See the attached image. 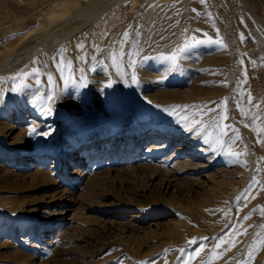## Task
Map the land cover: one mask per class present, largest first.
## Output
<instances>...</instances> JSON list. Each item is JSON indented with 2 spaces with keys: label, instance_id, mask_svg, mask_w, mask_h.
I'll use <instances>...</instances> for the list:
<instances>
[{
  "label": "rangeland",
  "instance_id": "obj_1",
  "mask_svg": "<svg viewBox=\"0 0 264 264\" xmlns=\"http://www.w3.org/2000/svg\"><path fill=\"white\" fill-rule=\"evenodd\" d=\"M31 1L0 0V264H264V154L251 127L264 119V87L252 85L264 70V27L252 16L264 22L260 1L245 0L235 14L230 0H71L75 28L60 35L49 32L47 13L64 0ZM112 14L103 30L106 44L123 50L118 63L98 45V20ZM194 34L226 62L190 59L184 70L177 62ZM132 50L157 62L175 53L176 76L144 82L153 67L127 69ZM244 93L256 99L254 113ZM171 128L182 139L168 133L166 150H149L158 130ZM192 134L193 146L207 137L212 161L183 171L176 162L191 153Z\"/></svg>",
  "mask_w": 264,
  "mask_h": 264
},
{
  "label": "bare ground",
  "instance_id": "obj_2",
  "mask_svg": "<svg viewBox=\"0 0 264 264\" xmlns=\"http://www.w3.org/2000/svg\"><path fill=\"white\" fill-rule=\"evenodd\" d=\"M92 1V0H91ZM95 1V0H94ZM93 1V2H94ZM101 1V3L102 4H104L107 0H100ZM111 1H113V0H111ZM118 1V0H117ZM125 1V0H124ZM155 1V0H154ZM165 1V0H164ZM20 2V1H19ZM30 2H32L31 0H30ZM99 2V1H98ZM121 2H123V0H121ZM112 3V2H111ZM108 4V3H107ZM105 5V6H108V5ZM113 4V3H112ZM116 4V3H115ZM119 4V3H118ZM122 4V3H121ZM37 5V4H36ZM72 5V1L71 0H64L62 3H60V4H58V5H55V6H53V7H51L50 8V10L48 11V13L47 14H49V16H51L50 18V20H51V22H49V25L50 24H52L53 26H51V28H50V30H49V32H51V31H53L54 33H57V34H63V33H66V32H69L70 30H71V33L73 32V29L75 28L74 27V23H73V19L76 17V15L78 16V14L77 13H74V12H69V13H67V11H69L67 8L69 7V6H71ZM88 5H91L90 3L89 4H87V7H88ZM95 5V4H94ZM123 5V4H122ZM7 6V5H6ZM33 6V5H32ZM101 6V5H100ZM248 6V5H247ZM113 7H115V6H113ZM216 7V6H215ZM84 8H86V7H84ZM92 8V7H91ZM89 9V11L90 12H92L91 14L93 15V16H95L98 12H100V7L99 6H94V8L93 9ZM107 8V7H106ZM118 8V6L115 8V9H117ZM121 8V7H120ZM110 9H112V7L110 8ZM119 9V8H118ZM117 9V10H118ZM82 10H83V8H82ZM85 10V9H84ZM109 10V9H108ZM152 10H153V7H152ZM152 10L151 9H149V11H148V15L150 16L151 15V13H152ZM104 11V10H103ZM106 11V10H105ZM115 11V10H114ZM85 12V11H84ZM83 12V13H84ZM217 12V11H216ZM80 13V12H79ZM83 13L81 14V15H83ZM114 13V12H113ZM119 13V12H118ZM90 13L89 14H87V15H90V16H92ZM100 14H101V12H100ZM80 15V16H81ZM86 15V16H87ZM113 15V14H112ZM111 15V16H112ZM84 16V15H83ZM85 16V17H86ZM89 16V17H90ZM222 16V15H221ZM253 17H254V19L258 22V23H260L263 27H264V22L260 19V17L256 14V13H254L253 15H252ZM84 17V18H85ZM88 17V16H87ZM86 17V18H87ZM96 17V16H95ZM94 17V18H95ZM219 17V16H218ZM79 18H81V17H78V18H76V20H78ZM85 18V19H86ZM90 18H92V17H90ZM110 18V17H109ZM115 18V14L109 19V21H107V22H104V20L103 19H99L98 20V24H97V26H98V29H99V33H97L98 34V45H104L105 46V50H103L102 52H101V55L102 56H109L110 57V60H111V62L113 61V63H118L119 62V58L121 57V55H122V53H123V50L122 49H119V47H118V49L116 50L115 48H114V46L112 45L111 46V44H106V41H105V36H104V28H105V25H106V27L109 29V26H110V22H112V24L114 23L113 22V19ZM134 18V17H133ZM89 19V18H88ZM97 19V18H96ZM96 19H93V21L94 20H96ZM112 20V21H111ZM149 20H150V18H149ZM219 20V19H218ZM75 21V20H74ZM90 21L91 20H89L88 22L90 23ZM150 21H152V20H150ZM223 22H224V20H222ZM219 22H221V21H219ZM86 23V22H85ZM215 23L216 24H218L216 21H215ZM45 24L46 23H44L43 24V26H45ZM48 24V23H47ZM87 24V23H86ZM91 24V23H90ZM89 24V25H90ZM48 25V27H50ZM80 25V24H79ZM224 25V24H223ZM2 26V25H1ZM80 26H82V25H80ZM80 26H76V27H80ZM84 26V25H83ZM85 26H87V25H85ZM74 27V28H73ZM88 27V26H87ZM224 27V26H223ZM226 27V26H225ZM78 28H76V30H79ZM48 29V28H47ZM80 29H81V27H80ZM85 29V28H84ZM97 29V28H96ZM97 29V30H98ZM225 30V29H224ZM7 31V30H6ZM9 31V30H8ZM108 31V30H107ZM225 32H226V30H225ZM76 33H77V31H76ZM81 33V32H80ZM70 34V33H69ZM48 35V34H47ZM82 35V34H81ZM84 35V34H83ZM185 35V34H184ZM21 36H23V35H21ZM46 36V35H45ZM51 36V35H50ZM55 36V35H54ZM62 36V35H61ZM152 36H154V34L152 35ZM199 35H189L188 37H187V39H185V40H187V42H188V45H187V50L186 51H183V52H181L180 53V56H179V58H180V61L179 62H177L180 66H184V68L185 67H188V63H190V59H194L195 61L197 60L198 61V63L199 64H202V65H206V64H208L209 62L210 63H215V64H222V61H223V63H225L226 61H224L226 58V54L223 52V50H221V49H218V48H216V47H213L212 48V50H211V52L213 53L212 55H210V54H208L203 48H201V44L203 43V42H207V40H205V39H201L200 37H198ZM168 37V36H167ZM143 38V37H142ZM151 38V37H150ZM39 39V38H38ZM140 39V38H139ZM166 38H164V40H165ZM169 39H170V37H169ZM177 39V38H176ZM21 40V39H20ZM143 39H140V41H142ZM181 40V39H180ZM10 42H12V41H10ZM137 42H138V40H137ZM155 41H153V43L151 44L152 46H150V47H147V48H145V49H142V48H140V49H142L143 51H147V50H149L150 48L151 49H153V46L154 45H156V43H154ZM167 42H170L169 40L167 41ZM19 43V42H18ZM17 43V44H18ZM16 44V45H17ZM51 44V43H50ZM120 44V43H119ZM135 44V43H134ZM141 44V43H140ZM171 44V43H170ZM121 45V44H120ZM119 45V46H120ZM236 45V40H233L232 41V46L231 47H233V46H235ZM48 46V45H47ZM108 46L110 47V48H108ZM125 46V45H124ZM134 46V45H133ZM137 46V45H136ZM168 46V45H167ZM229 46V45H228ZM35 47V46H34ZM34 47H33V49H34ZM53 47V46H52ZM97 47V46H96ZM123 47V46H122ZM138 47V46H137ZM166 47V46H165ZM183 47V46H182ZM210 47H212V46H210ZM32 48V47H31ZM49 48V47H48ZM47 48V49H48ZM120 48H121V46H120ZM124 48V47H123ZM27 49V48H26ZM52 49V48H51ZM74 49V48H73ZM136 49V48H135ZM30 50H32V49H30ZM94 50V49H93ZM142 50L140 51H138L136 54H135V51H133V53H132V55H131V57L129 58H127V69H134L133 71H135V70H138V69H142V67L143 66H150V67H153V69L152 70H154V72H152V70L149 68V70L151 71V72H148L146 75H147V78L144 80V82L146 81V82H155V80H156V78L158 77V78H160L161 80H166V79H168L169 77H174V76H176L175 74V72H173L172 70L173 69H171V66L173 65V62L172 61H170V60H165V61H163V62H157V61H153V59L152 58H148V57H145V55H143V54H141L142 53ZM161 50V49H160ZM168 50V49H167ZM174 50V49H173ZM6 52V51H5ZM29 52V51H28ZM148 52V51H147ZM50 53V52H49ZM167 53V52H166ZM168 54V53H167ZM20 55V54H19ZM28 55V54H27ZM81 55V54H80ZM97 55V54H96ZM99 55V54H98ZM84 56H85V54H84ZM120 56V57H119ZM122 56H124V55H122ZM211 56V57H210ZM212 56H215V57H212ZM83 57V56H82ZM25 58V57H24ZM23 58V59H24ZM84 58V57H83ZM80 59V58H79ZM87 59H89V58H87ZM211 59H212V61H211ZM228 59V58H227ZM226 59V60H227ZM50 60V59H49ZM105 60V59H104ZM81 61V60H80ZM107 61V60H106ZM122 61V60H121ZM86 63V62H85ZM125 63V62H124ZM191 63H193V62H191ZM106 64H107V62H106ZM214 64V65H215ZM87 65V64H86ZM85 65V66H86ZM209 65V64H208ZM174 66V65H173ZM212 66V65H211ZM219 66V65H218ZM176 66H174V68H175ZM181 68V67H180ZM184 68H182V69H184ZM189 68V67H188ZM191 68H193V67H191ZM84 69V68H83ZM190 69V68H189ZM184 70H187V68H185ZM192 70V69H191ZM132 71V70H131ZM139 71V70H138ZM142 71H143V69H142ZM232 71V70H231ZM229 72V73H231V75H232V72ZM140 72V71H139ZM183 72V71H182ZM135 73V72H134ZM187 73V72H186ZM141 74V73H140ZM100 75V74H99ZM222 75V74H221ZM230 75V74H229ZM238 75V74H237ZM189 76V75H188ZM192 76V75H191ZM219 76V75H218ZM182 77V76H181ZM190 77V76H189ZM215 77V76H214ZM229 77V76H228ZM235 77V76H234ZM57 78V77H56ZM100 78V77H99ZM192 79H195V80H198V79H200V77H198V76H195V77H191ZM202 78V77H201ZM204 78V77H203ZM211 78V77H210ZM210 78H209V80H210ZM217 78V77H216ZM231 78H233V77H231ZM178 79V78H177ZM213 79V78H212ZM219 79V78H218ZM230 79V78H229ZM171 80V79H170ZM173 80V79H172ZM231 80V79H230ZM233 80V79H232ZM94 81H95V79H94ZM101 81V80H100ZM218 81V80H217ZM98 82V81H97ZM239 82V81H238ZM45 83V82H44ZM60 83H61V81H60ZM94 83V82H93ZM138 83H139V81H138ZM141 83V82H140ZM121 85V84H120ZM151 85V84H150ZM240 85V84H239ZM241 85H243V83H241ZM70 86V85H69ZM88 86V85H87ZM105 86V85H104ZM47 87V86H46ZM222 87V86H221ZM241 87H243V86H241ZM240 87V88H241ZM201 88V87H200ZM203 88V87H202ZM47 89V88H46ZM221 89V88H220ZM164 90V89H163ZM198 90V89H197ZM203 90V89H202ZM209 90V89H208ZM222 90V89H221ZM221 90H219V89H217V90H211V92L212 93H214V94H217V95H219V94H221ZM243 90V89H242ZM68 91V90H67ZM192 91V90H191ZM190 91V92H191ZM224 91H226V90H224L223 89V92L222 93H224ZM48 92V91H47ZM138 92V91H137ZM169 92V91H168ZM170 92H173V91H170ZM176 92V91H175ZM178 92V91H177ZM189 92V91H188ZM196 92V91H195ZM244 92V91H243ZM203 93V92H202ZM205 93V92H204ZM209 94H210V92H208ZM211 93V94H212ZM168 94V93H167ZM189 94V93H188ZM187 94V95H188ZM72 95V94H71ZM140 95V94H139ZM177 95V94H176ZM70 96V95H69ZM76 96V98H75V100L73 101H71V104H78V102L77 101H79V96H77V95H75ZM102 96V95H101ZM194 96H196V95H194ZM198 96V95H197ZM211 96V95H210ZM241 96V95H240ZM60 97V96H59ZM74 97V96H73ZM86 97V96H85ZM84 96L83 97H81L82 99L83 98H85ZM167 97H169V96H167ZM171 97V96H170ZM257 97V96H256ZM178 98V97H177ZM67 99V98H66ZM242 99L244 100V103H245V105L244 106H248L249 108H250V110H251V113H252V111H253V113L255 112L254 110H255V108H256V104H257V101H256V99L255 98H251V97H249L247 94H243V97H242ZM85 100V99H84ZM2 102V101H1ZM2 104H5V103H2ZM81 104V103H80ZM5 106L4 105H0V109L1 108H4ZM8 109V108H7ZM112 113V112H111ZM258 114V113H257ZM256 114V115H257ZM150 117V116H149ZM255 117V116H254ZM264 117V116H263ZM257 119V118H256ZM2 121V120H1ZM176 121H178V120H176ZM112 122V121H111ZM5 123H7V122H5ZM1 124V123H0ZM252 125H251V127L253 128V130H256L257 131V133H256V135H258V139L257 140H259V148H260V150H259V152L261 151L263 154H264V119L261 117L259 120H257V121H255L254 122V119H253V122L251 123ZM109 125H110V123H109ZM118 125V124H117ZM7 126V125H6ZM5 126V127H6ZM119 126V125H118ZM181 126V125H180ZM1 127V126H0ZM9 127H11V126H9ZM8 127V128H9ZM112 127H114V126H112ZM183 127V126H182ZM181 127V128H182ZM13 128V127H12ZM140 128V127H139ZM181 128H180V130H181ZM142 129V128H141ZM153 126L152 125H150V128L148 129V130H146V131H141L140 133V135L139 136H137V138H135V139H133L134 141V147L136 148V149H138V146H139V142L140 141H143V140H145L146 138H148L149 136H150V134L151 133H153ZM179 130V128H173V130H172V128L171 129H168V130H164V129H159L158 130V133H157V135H159V137H161L160 138V142H158V144H151L150 145V147H149V150L150 149H153L152 151H157V150H161V149H163V150H166L167 148H168V146H169V144L171 143V141H169L168 139H167V134L169 133L170 134V138L172 139V138H177V140H181L182 139V137H181V132H184V131H180ZM184 130V129H183ZM5 131V130H4ZM245 131V130H244ZM139 134V133H138ZM5 135V134H4ZM103 136V135H102ZM186 136H188V135H186ZM190 137V139H188L187 138V141H186V144H191V143H193L195 140L193 139V138H195V134H192V135H189ZM19 137V136H18ZM159 137H158V139L157 140H159ZM115 137L113 138V141H112V143H110V144H112V145H114V150H116V146H117V144L115 145L114 144V142H115ZM135 140H136V142H135ZM174 140V139H173ZM204 140V139H203ZM131 143V142H130ZM132 144V143H131ZM175 144V143H174ZM194 145V143L193 144H191V146H189L188 147V149H189V151L191 152L190 154H188V155H185V156H183L182 158L181 157H179L178 158V160H177V162H176V165L179 167V168H183V171L186 169V168H192L193 170L194 169H196V168H205V167H207V163H206V160H209V161H212V158H211V156L208 154V152H207V148H206V144H205V140H204V144H202V146L199 144L198 146H193ZM176 148V147H175ZM181 148H183V147H177V149L176 150H178V152H179V150L181 149ZM88 149V148H87ZM128 149H130V153H131V148H128ZM209 149V148H208ZM86 153V152H85ZM84 153V158H86V159H88L89 158V161H93V159L91 158L92 157V155L93 154H91V153H88V154H85ZM241 154H243V152H240V153H238V154H234V153H232V152H230V153H228V155H227V157L228 158H240V156H241ZM262 154V155H263ZM193 155H199L200 157H204V159H202V160H194V158H192V156ZM176 156V151H175V153L172 155V156H170L171 158H173V157H175ZM154 158V157H153ZM244 158V157H243ZM80 159V158H79ZM145 159V157H143L142 158V160H144ZM19 162H21V161H19ZM95 162V161H94ZM241 162V161H240ZM149 163V162H148ZM242 163V162H241ZM83 163H82V161L80 162V167H81V165H82ZM108 166V165H107ZM143 166H147V164H143ZM209 166V165H208ZM163 167V166H162ZM152 169V168H151ZM154 170V169H153ZM79 171H80V169H78L77 171H75V176H77L78 177V179L79 178H81V176H80V173H79ZM82 171V170H81ZM158 171V170H157ZM155 172V171H154ZM159 172V171H158ZM163 172V171H162ZM36 173L37 174H39V175H42L43 177H47L48 175H49V172H45V171H43V170H38V171H36ZM160 173V172H159ZM213 173V172H212ZM211 175V174H210ZM152 176V175H151ZM155 176H156V174H155ZM207 177V176H206ZM212 177V176H211ZM253 191V190H252ZM27 224V223H26ZM24 227H25V223H22V226H21V230L23 231L24 230Z\"/></svg>",
  "mask_w": 264,
  "mask_h": 264
},
{
  "label": "built area",
  "instance_id": "obj_3",
  "mask_svg": "<svg viewBox=\"0 0 264 264\" xmlns=\"http://www.w3.org/2000/svg\"><path fill=\"white\" fill-rule=\"evenodd\" d=\"M260 1L262 7L264 8V0H258ZM241 8L248 9L247 3L245 0H230L229 1V9L233 13H239L241 11ZM252 85L253 88L256 90H260L264 87V70L257 71L256 74L252 76Z\"/></svg>",
  "mask_w": 264,
  "mask_h": 264
},
{
  "label": "snow or ice",
  "instance_id": "obj_4",
  "mask_svg": "<svg viewBox=\"0 0 264 264\" xmlns=\"http://www.w3.org/2000/svg\"><path fill=\"white\" fill-rule=\"evenodd\" d=\"M202 2H203V0H202ZM128 33L127 32H125L124 33V38L125 39H127L128 38ZM243 38V37H242ZM80 47H83V45H80ZM187 50V46H185L184 48H182L181 49V51H186ZM165 59H169V60H171L172 62H173V64L175 65V62H176V60H177V56H176V54L175 53H173L171 56H169V57H165ZM70 63V62H69ZM32 73H36L38 70L36 69V68H33L32 70ZM48 80H49V82H51L52 81V77H51V75H49V77H48ZM133 80L135 81V76H133ZM37 83H39V80H37ZM86 86V85H85ZM108 87H110L111 86V84L109 83L108 85H107ZM47 99L48 100H51L52 99V94L51 93H48L47 94ZM47 111H51V108H48L47 109ZM192 130V128H189V131H191ZM35 133V129L33 128V129H31L30 130V132H29V135H32V134H34ZM205 142L207 143V137L205 138ZM248 217H245V219H247Z\"/></svg>",
  "mask_w": 264,
  "mask_h": 264
},
{
  "label": "crops",
  "instance_id": "obj_5",
  "mask_svg": "<svg viewBox=\"0 0 264 264\" xmlns=\"http://www.w3.org/2000/svg\"><path fill=\"white\" fill-rule=\"evenodd\" d=\"M250 1V0H249Z\"/></svg>",
  "mask_w": 264,
  "mask_h": 264
}]
</instances>
